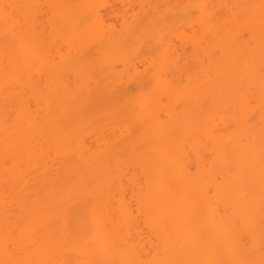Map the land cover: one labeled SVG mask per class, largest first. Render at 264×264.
I'll use <instances>...</instances> for the list:
<instances>
[{"label":"bare ground","instance_id":"6f19581e","mask_svg":"<svg viewBox=\"0 0 264 264\" xmlns=\"http://www.w3.org/2000/svg\"><path fill=\"white\" fill-rule=\"evenodd\" d=\"M39 1L0 0V264H264V0H42L52 42Z\"/></svg>","mask_w":264,"mask_h":264},{"label":"rangeland","instance_id":"374dc122","mask_svg":"<svg viewBox=\"0 0 264 264\" xmlns=\"http://www.w3.org/2000/svg\"><path fill=\"white\" fill-rule=\"evenodd\" d=\"M42 0H40L39 1V4H42L41 5V8H42V14H40V22L42 23L41 25H42V27H41V29H42V31L45 33V36L49 39L47 42H50L51 41V36H52V31H51V28H50V24H49V21H50V18L52 17V14H51V12L49 11V7H46V4L43 6V3L44 2H41ZM83 0H80V2H79V4H81V3H85V1L86 0H84L83 2H82ZM104 2H102V12H103V17L105 18L104 20L106 21V23H108V24H105V26H111V27H113V29L114 30H116V32L117 31H122V29H123V23H124V21L121 19L122 17H120L121 15L118 13V11L116 12V13H114L113 14V10H112V6H116V5H118V0H103ZM130 3V5L128 4V7H131L132 5L134 6V8H135V13L136 14H138V12H139V4H138V0H135V1H133V0H128ZM137 1V2H136ZM187 1V0H186ZM77 2V4H78V0L76 1ZM132 3V4H131ZM187 3V2H186ZM48 6V5H47ZM40 8V9H41ZM123 10L124 9H122L121 10V12H122V14H123ZM129 10V9H128ZM141 10V9H140ZM130 12H132L131 10H130ZM120 15V16H118V15ZM124 14H125V12H124ZM43 17H42V16ZM129 15L130 14H128V15H126L127 17H129ZM197 13H193L191 16H186V17H184V21L182 22V24H184L185 25V28H184V26H182L181 25V27H183L184 28V33H186V35L190 38V37H193L194 35L195 36H197V33L199 34V31H200V29L198 28V25H196L195 24V20L197 19ZM126 17V18H127ZM127 20H129L130 22L132 21V18H128ZM196 25L195 27H194V25ZM190 25L192 26V27H190ZM180 27V26H179ZM194 27V28H193ZM193 28V29H192ZM178 29V28H177ZM180 29V28H179ZM178 29V30H179ZM177 31V30H176ZM175 31V29L173 30V36L176 38H174L173 39V43L172 44H174L173 45V48L175 47V49H177L178 51H183V53L184 52H186V54H187V56L186 55H182L183 53L182 52H178L179 53V55L181 56H183L184 58H182V56H181V63L179 62V65L181 64L182 65V63H183V61H184V66H185V72L183 71L184 69H183V67L181 66V68H182V71L185 73V75H187V73H188V76L190 75V76H193L194 74H195V71H196V73H197V67H199V65L197 64V61L195 60V58H193L194 56H193V54L195 53H192V51L194 50V48L192 47V46H190V44H188L186 41H181V39L179 38V36H181V35H179V33L181 32V30H180V32H176ZM183 33V29H182V32L180 33V34H182ZM192 34V35H191ZM194 34V35H193ZM171 40H172V34H171V38H170ZM179 39V40H178ZM52 42V41H51ZM60 41H58L57 42V44H56V46H57V48H55V51L53 52L52 51V53H55L54 54V56H56V62L57 63H59V65L62 63V61H60L61 59L59 58V57H61L60 56V54H61V52H62V56L64 55H66L65 57L67 58V54L70 56V54H69V52H71L70 51V48L69 47H67V46H65L64 45V43L63 42H61V43H59ZM63 43V44H62ZM150 45V44H149ZM145 45H143V48H145L144 47ZM55 47V46H54ZM54 47H53V50H54ZM61 47V48H60ZM147 48H149L150 47V49H148L147 50V48L144 50V51H142L143 53H145V55L143 54V57H141L142 58V60H145V64H144V66H145V68L143 67V63H141V62H139L138 64H139V66H141V68H140V70H141V72H140V75L138 74L137 76H132V77H136L135 79H138V77H140V79H138V85H133V87L134 88H130L131 87V85L129 86V90L130 91H132L133 90V92L132 93H136L138 90H137V88L139 89V92H137L136 93V95L135 96H140L141 95V93H145V92H148L147 91V89H144L145 87V85H147V84H145V81L143 80V78H144V76L143 75H145L146 73H148V71H149V73L150 72H152V68L150 67V65H152L151 64V59L153 58V60L155 61V59L156 58H158L157 57V53H155V54H153V53H151L152 51H155L154 50V48H153V46H146ZM59 49H60V51H59ZM185 50V51H184ZM57 51H59L60 52V54L57 52ZM156 51H158V50H156ZM148 52H150L151 54H149ZM58 54V55H57ZM141 54V53H140ZM157 54V55H156ZM185 54V53H184ZM153 55H155L156 56V58L153 56ZM188 55L191 57L190 58V60H188L189 58H188ZM195 55V54H194ZM140 56H142V55H140ZM148 57H150V60H149V58ZM145 58H147L148 59V61H146L147 59H145ZM83 59H81V61H82ZM183 60V61H182ZM154 61H152V62H154ZM196 61V62H195ZM150 64H149V63ZM141 63V64H140ZM148 63V64H147ZM187 63V64H186ZM196 63V64H195ZM58 65V64H57ZM187 66V67H186ZM197 66V67H196ZM146 67H148V68H146ZM151 68V69H150ZM119 69V68H118ZM148 71H147V70ZM120 70V69H119ZM146 70V71H145ZM145 71V72H144ZM143 75H142V74ZM148 73V74H149ZM190 73V74H189ZM191 74H193V75H191ZM181 75H183V74H181ZM181 75L179 76V78L181 77ZM146 76V75H145ZM143 77V78H142ZM182 77H185V76H182ZM178 78V77H177ZM134 79V78H133ZM145 80H146V83L148 82V80H147V76H146V78H144ZM183 80V86H185L186 85V83H187V81H186V79H184V78H182ZM71 80H73L72 78H71ZM140 80V81H139ZM136 81V80H135ZM142 81H144V82H142ZM144 83V84H143ZM135 84V83H134ZM143 86H142V85ZM141 86H142V88L143 89H141V92H140V88H141ZM136 88V92H134V89ZM131 93V94H132ZM142 96V95H141ZM91 141H89V143H90ZM92 145H93V148H95V150H96V148L98 147V145L96 144V142L94 141V139H92ZM190 161L192 162V163H195V158H194V156L192 155V158L190 159ZM125 186H126V188H127V191L129 192V196H128V200L130 201V203H131V206H132V208H133V210H135L136 208H135V205H136V202H135V200L134 199H132L131 200V196H132V192H133V188H132V186L130 185V183H128V182H126L125 183ZM128 195V194H127ZM135 213V212H134ZM36 249L32 246V247H26V248H24L23 250H20L18 247H12L10 250H9V252L11 253V254H13L14 256H15V258H22V259H25L26 257H28V256H30V255H34L35 253H36V251H35ZM35 263V262H34Z\"/></svg>","mask_w":264,"mask_h":264},{"label":"snow or ice","instance_id":"6c2138e0","mask_svg":"<svg viewBox=\"0 0 264 264\" xmlns=\"http://www.w3.org/2000/svg\"><path fill=\"white\" fill-rule=\"evenodd\" d=\"M7 7L8 6H5V13H4V23H5L6 28L9 26V24L14 22L7 13ZM181 264H188V262H181Z\"/></svg>","mask_w":264,"mask_h":264}]
</instances>
